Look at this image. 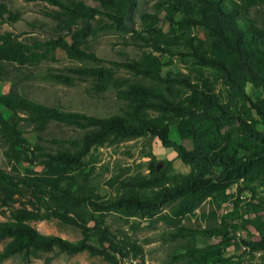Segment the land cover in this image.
Segmentation results:
<instances>
[{
    "label": "trees",
    "instance_id": "obj_1",
    "mask_svg": "<svg viewBox=\"0 0 264 264\" xmlns=\"http://www.w3.org/2000/svg\"><path fill=\"white\" fill-rule=\"evenodd\" d=\"M23 1L54 6L56 11L48 16L60 31L69 34L71 43L58 37L29 44L5 32L0 34V65L26 67L56 61L58 49L71 60L97 62L85 51L87 38L128 32L127 19L136 4V0H90L99 6L92 8L84 0ZM155 8L154 14L141 15L144 31L136 33L147 51L121 65L132 80L116 77L114 66L71 70L79 78L91 79L97 94L114 91L122 103L119 114L99 118L60 111L14 91L0 95V108L9 111L5 118L0 109V144L5 147L3 156L9 169L0 168V215L7 219L0 221V241L7 240L0 262L17 254L36 256L56 250L66 255L85 252L103 264H142L141 247L112 233L105 224V213L139 216L176 197H181L178 210H190L217 182L233 177L254 181L248 173L253 166L264 164V131L257 130L245 115L254 112L264 125V96L253 101L245 88L250 84L264 93V0H162ZM255 9L263 10L262 24L250 15ZM160 12L165 13L171 31L157 40L154 34ZM17 20L15 13L0 4V22ZM174 47L194 61L197 68L192 74L162 71L166 66L162 58L171 59ZM50 79L72 84V77L62 74H52ZM22 122H29L36 133L53 123L75 129L81 137L53 139L50 143L55 147L48 151L40 137L35 145L22 137ZM172 127L180 144L170 138ZM141 137L172 148L190 168L189 174L170 177L169 166L157 171L155 156L149 153L147 175L120 181L122 192L114 201L99 204L100 197L86 179L80 191L73 190L78 185L74 168L86 167L83 159L91 147ZM188 141L191 150L185 147ZM17 151L28 165L38 164L44 172H22ZM63 182H67L65 186ZM172 182L176 185L168 187ZM86 205L101 213L99 218H90L91 227L83 222ZM50 220L78 229L81 238L69 242L42 235L30 225Z\"/></svg>",
    "mask_w": 264,
    "mask_h": 264
},
{
    "label": "rangeland",
    "instance_id": "obj_2",
    "mask_svg": "<svg viewBox=\"0 0 264 264\" xmlns=\"http://www.w3.org/2000/svg\"><path fill=\"white\" fill-rule=\"evenodd\" d=\"M162 0H136L127 19L128 32H108L89 36L86 40L87 53L93 54L98 61L79 62L71 60L66 53L58 49L56 61H46L35 66L17 67L15 65H0V95L14 91L22 97L65 112H79L89 116L107 118L119 114L122 103L114 91L97 94L92 90L91 79L79 78L72 74V69L108 68L114 66L115 76L132 80L130 72L121 65L139 57L142 51H147L136 33H143L141 15L155 13V5ZM92 8H99L97 3L84 0ZM7 9L18 16L15 22H0V34L9 32L17 41L32 43L48 41L58 37L68 43L71 39L68 33L60 31L56 23L48 16L56 11L43 1L0 0ZM250 15L258 23L263 22V10H251ZM158 26L154 39H163L171 31V25L164 12L157 15ZM180 18L176 14L175 19ZM262 21V22H261ZM96 23V22H93ZM201 35V30H200ZM175 55L169 59L162 58L166 64L163 72L192 74L197 68L194 61L180 55V48H172ZM209 73V72H208ZM52 74H62L72 77V84L66 85L50 79ZM247 95L255 101L264 96L260 90L246 85ZM7 118L9 111L0 108ZM21 115L24 113L19 112ZM248 122L256 124L259 131H264V125L254 112L245 115ZM22 137L31 145L39 143L48 151L54 149V140H73L81 137L75 129L62 125L50 124L42 133H36L29 122L19 125ZM170 138L180 144L175 128L170 130ZM187 150L192 149L190 141L184 143ZM5 147L0 144V168L7 169L3 156ZM149 153L155 156L157 171L170 167L169 175L185 176L190 168L184 165L172 148H166L150 137L122 140L103 147H91L84 157L86 166L74 168L73 175L78 181L74 191H80V184L86 179L87 186L95 190L100 197L97 202L105 204L114 201L122 192L120 181L134 176L147 175ZM22 172L43 173L38 164L28 165L24 155ZM254 177L253 182L245 178H228L217 182L215 186L202 197L198 204L188 209H177L181 197L170 198L151 208L139 216L126 217L121 212L109 211L103 215L106 226L118 237L135 242L142 249V264H264V164L253 166L248 173ZM67 182H63L65 186ZM176 182L168 184L173 187ZM146 195L152 192L145 193ZM85 207V208H84ZM84 223L91 227V217L99 218L101 213L94 212L89 205L84 206ZM7 219L0 215V221ZM30 225L40 234L55 236L60 239L76 242L81 238L78 229L61 225L56 220L32 222ZM226 238V239H225ZM7 240L0 241V252ZM137 263H139L137 261ZM0 264H103L98 257H90L87 253L66 255L56 250L39 253L36 256L17 254Z\"/></svg>",
    "mask_w": 264,
    "mask_h": 264
}]
</instances>
